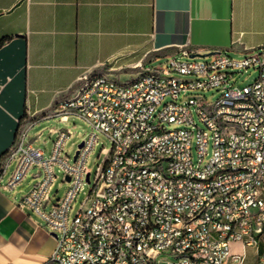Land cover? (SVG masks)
<instances>
[{"label":"built area","instance_id":"obj_1","mask_svg":"<svg viewBox=\"0 0 264 264\" xmlns=\"http://www.w3.org/2000/svg\"><path fill=\"white\" fill-rule=\"evenodd\" d=\"M192 54L182 49L125 81L84 77L46 115L79 117L91 128L73 163L64 155L71 130L58 131L48 156L22 128L4 158L17 161L5 188L36 169L37 183L20 206L55 235L51 264H247L249 248L264 264V46L240 61ZM252 67L258 79L238 85L236 71ZM210 90L219 93L212 103L182 97ZM101 136L112 146L93 175L89 160ZM55 168L69 187L48 210ZM86 183L89 194L70 220Z\"/></svg>","mask_w":264,"mask_h":264},{"label":"crops","instance_id":"obj_2","mask_svg":"<svg viewBox=\"0 0 264 264\" xmlns=\"http://www.w3.org/2000/svg\"><path fill=\"white\" fill-rule=\"evenodd\" d=\"M3 38L0 264H51L55 235L20 206L22 184L5 188L17 161L4 158L22 128L47 154L49 140L53 147L64 128L50 127L57 118L46 115L73 96L84 77L135 78L162 59L153 57L159 51L231 56L264 46V0H0Z\"/></svg>","mask_w":264,"mask_h":264},{"label":"rangeland","instance_id":"obj_3","mask_svg":"<svg viewBox=\"0 0 264 264\" xmlns=\"http://www.w3.org/2000/svg\"><path fill=\"white\" fill-rule=\"evenodd\" d=\"M231 57L237 61L243 60L245 58V55L243 54H233ZM210 57L206 58H200V60H210ZM161 63H164L165 66H168V63L165 59L160 61ZM237 75L235 77V82L244 87L247 85H250L254 83L258 77H259V70L257 68H250V69H240L236 71ZM190 95H195V96H203L207 98V101L212 103L215 102L218 97L219 93L216 90H210L207 92H190L184 94L182 97H189ZM196 121L200 127H202L201 122L199 121L198 117L196 116ZM50 127L54 128H64L71 130L73 133V137L70 139V141L66 144L65 156H69L70 161L73 163L74 162V157L76 155V152L78 150L79 145L81 144L83 138L91 132V128L84 122L79 117L71 116L67 123H62L59 118L54 119L53 122L51 123ZM52 141L53 139H50L48 144L46 145V150H47V155L49 156L51 153V147H52ZM111 142L105 137L101 136L100 137V142L96 146L94 153L90 156L89 160V168L92 170L93 175L96 172L98 166L103 165V163L106 160L107 157V152L111 149ZM103 150V153H101ZM193 157L194 161L197 162V154H196V149L194 148L193 150ZM36 169H33L30 171V176L27 181L22 183V196L27 195L33 188V186L37 183V180L32 178V175L35 173ZM56 175L58 176L55 186L53 188V191L51 193V198L52 202L48 206V210L51 209V205L58 200L59 198H62L66 191L68 190L69 185L63 183V173L59 170V168H55ZM91 185L86 183L84 185L83 190L79 193L77 201L73 205V209L70 215V220L73 219V217L76 215L78 210L80 209L82 203L86 199L87 195L89 194ZM259 252L260 254H264V241L260 242L259 245ZM248 258H247V264H256L258 260V256L256 254V250L254 248H249L248 249Z\"/></svg>","mask_w":264,"mask_h":264},{"label":"trees","instance_id":"obj_4","mask_svg":"<svg viewBox=\"0 0 264 264\" xmlns=\"http://www.w3.org/2000/svg\"><path fill=\"white\" fill-rule=\"evenodd\" d=\"M7 41V38H3L1 41H0V48L5 44V42ZM173 53V51H170V50H165V51H159V52H156L153 57L155 58H163V57H166L168 55H171ZM30 119H27V121H29ZM22 126H23V122H22Z\"/></svg>","mask_w":264,"mask_h":264},{"label":"water","instance_id":"obj_5","mask_svg":"<svg viewBox=\"0 0 264 264\" xmlns=\"http://www.w3.org/2000/svg\"><path fill=\"white\" fill-rule=\"evenodd\" d=\"M216 53H208V54H201V53H197V54H192L191 55V58H206V57H210V56H213L215 55ZM83 144L81 143L79 145V147H82ZM77 155H78V152H76V155L74 157V160L77 159ZM87 180L89 181V175L87 176ZM68 181H70V178H68Z\"/></svg>","mask_w":264,"mask_h":264}]
</instances>
